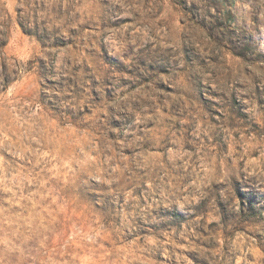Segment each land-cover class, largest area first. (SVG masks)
<instances>
[{"label":"rangeland","instance_id":"rangeland-1","mask_svg":"<svg viewBox=\"0 0 264 264\" xmlns=\"http://www.w3.org/2000/svg\"><path fill=\"white\" fill-rule=\"evenodd\" d=\"M0 264H264V0H0Z\"/></svg>","mask_w":264,"mask_h":264},{"label":"trees","instance_id":"trees-1","mask_svg":"<svg viewBox=\"0 0 264 264\" xmlns=\"http://www.w3.org/2000/svg\"><path fill=\"white\" fill-rule=\"evenodd\" d=\"M20 10H17V24L21 31L24 34H27L29 36H32L36 38L42 46H45V42H47V35L49 33L46 32V28H40L37 26V23L35 21H29V19H26L25 17L19 16Z\"/></svg>","mask_w":264,"mask_h":264}]
</instances>
